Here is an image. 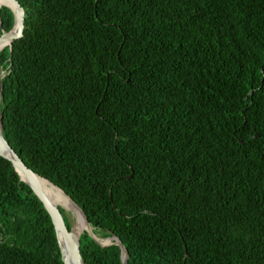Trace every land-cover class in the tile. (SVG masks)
<instances>
[{"label":"trees","instance_id":"obj_1","mask_svg":"<svg viewBox=\"0 0 264 264\" xmlns=\"http://www.w3.org/2000/svg\"><path fill=\"white\" fill-rule=\"evenodd\" d=\"M17 1L0 118L24 164L127 264H264V0ZM84 228V264H123ZM0 264H63L2 157Z\"/></svg>","mask_w":264,"mask_h":264},{"label":"water","instance_id":"obj_2","mask_svg":"<svg viewBox=\"0 0 264 264\" xmlns=\"http://www.w3.org/2000/svg\"><path fill=\"white\" fill-rule=\"evenodd\" d=\"M0 1H5L7 4L2 6L8 7L13 12L14 14L13 28L14 27L17 28L15 33H12L13 28L8 32H2V34L0 35V50H2L5 46H11L14 40H17L22 37L23 25H24V10L20 6L17 0H0ZM0 157L8 160L12 164L14 170L19 175L20 180L28 185L32 193L42 203L44 209L48 213L55 232L56 242L58 245L62 263L84 264L81 259L80 248H79V238L81 233H74L72 228L67 229L63 220V216L59 211V207L61 206L54 204V202L49 198V196L46 195L45 192H43L42 188L39 185L38 179L39 178L44 179V178L40 177L31 169H29L24 164V162L19 158V156L15 153V151L9 146V144L4 140L1 134V118H0ZM49 183L53 187L57 188L51 182ZM63 194L65 193L63 192ZM68 199H69L70 211L81 214L82 220L85 225L84 231L90 234L93 240L96 243L100 244L101 246H108L110 244L117 245L121 250L122 263L127 264L128 255L121 241L116 237H110L108 239H110L111 242L101 243L99 239L95 238L92 232L89 231L88 229L89 224L84 212L69 197Z\"/></svg>","mask_w":264,"mask_h":264},{"label":"bare ground","instance_id":"obj_3","mask_svg":"<svg viewBox=\"0 0 264 264\" xmlns=\"http://www.w3.org/2000/svg\"><path fill=\"white\" fill-rule=\"evenodd\" d=\"M7 3L5 1H0V7L2 5H6ZM17 30L16 27L12 29V33H15ZM39 185L42 188L43 192L46 193L47 196L54 202L56 205H61L67 210H70L69 208V199L68 197L63 194V192L55 187H53L48 181L44 179H38ZM72 212V211H71ZM75 217V226L73 228L74 233H81L82 232V227H85L84 222L82 220L81 214L72 212ZM89 227V226H88ZM96 238V237H95Z\"/></svg>","mask_w":264,"mask_h":264},{"label":"rangeland","instance_id":"obj_4","mask_svg":"<svg viewBox=\"0 0 264 264\" xmlns=\"http://www.w3.org/2000/svg\"><path fill=\"white\" fill-rule=\"evenodd\" d=\"M61 206V205H59ZM64 210V213L66 214V216L68 217L70 223H71V228L73 229L74 226H75V221H76V217L75 215L70 211V210H67L66 208H64L63 206H61ZM66 218V217H65Z\"/></svg>","mask_w":264,"mask_h":264}]
</instances>
